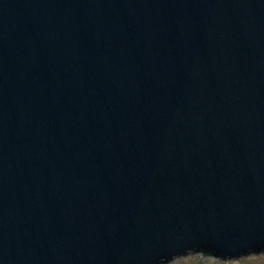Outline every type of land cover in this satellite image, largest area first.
I'll return each instance as SVG.
<instances>
[{
  "label": "water",
  "instance_id": "water-1",
  "mask_svg": "<svg viewBox=\"0 0 264 264\" xmlns=\"http://www.w3.org/2000/svg\"><path fill=\"white\" fill-rule=\"evenodd\" d=\"M264 249V0H0V264Z\"/></svg>",
  "mask_w": 264,
  "mask_h": 264
},
{
  "label": "rangeland",
  "instance_id": "rangeland-1",
  "mask_svg": "<svg viewBox=\"0 0 264 264\" xmlns=\"http://www.w3.org/2000/svg\"><path fill=\"white\" fill-rule=\"evenodd\" d=\"M165 264H264V254L241 257L238 259L221 261L203 254H189L176 257Z\"/></svg>",
  "mask_w": 264,
  "mask_h": 264
},
{
  "label": "trees",
  "instance_id": "trees-1",
  "mask_svg": "<svg viewBox=\"0 0 264 264\" xmlns=\"http://www.w3.org/2000/svg\"><path fill=\"white\" fill-rule=\"evenodd\" d=\"M195 253H198V254H203L204 256H207V257H212V258H215V259H217L215 256H213V254L210 252V251H208V250H206V251H204V252H200V251H193V252H188L187 254H185V255H189V254H195ZM259 254H264V249H262V250H256V251H254V252H251V253H248L247 255H243V256H240V257H238V258H241V257H247V256H252V255H259ZM238 258H235V259H238ZM219 260H221V261H228V260H231V259H229V258H227L226 260H223L222 258H220ZM233 260V259H232ZM169 262V261H168ZM167 263V262H166ZM163 264H165V263H163Z\"/></svg>",
  "mask_w": 264,
  "mask_h": 264
}]
</instances>
